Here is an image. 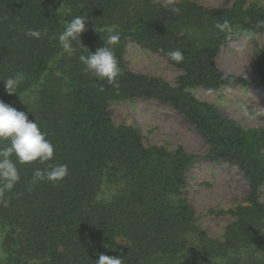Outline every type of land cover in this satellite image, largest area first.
Listing matches in <instances>:
<instances>
[{
	"label": "trees",
	"instance_id": "trees-1",
	"mask_svg": "<svg viewBox=\"0 0 264 264\" xmlns=\"http://www.w3.org/2000/svg\"><path fill=\"white\" fill-rule=\"evenodd\" d=\"M74 16L88 19L80 44L92 52L103 46L101 34L120 33L113 48L117 84L86 73L78 59L83 50L66 52L52 38ZM225 20L228 28L216 27ZM261 21L264 6L255 0H235L230 8L192 0H0V80L18 71L26 77L12 96L0 81V100L36 119L54 145L50 163L68 166L61 182L32 185L33 170L46 165H18L20 181L0 194V264H95L98 254L122 264H264V126L244 129L188 91L254 86L223 75L216 57L231 37L264 35ZM28 29L47 34L30 38ZM127 41L180 70L177 84L130 71ZM171 50L184 59L170 60ZM253 65L264 86V46L256 47ZM136 99L174 108L202 137L206 153L147 146L138 128L116 125L110 103ZM200 159L235 165L248 185L218 238L200 227L185 196L186 172Z\"/></svg>",
	"mask_w": 264,
	"mask_h": 264
},
{
	"label": "rangeland",
	"instance_id": "rangeland-1",
	"mask_svg": "<svg viewBox=\"0 0 264 264\" xmlns=\"http://www.w3.org/2000/svg\"><path fill=\"white\" fill-rule=\"evenodd\" d=\"M159 3L181 0H154ZM208 8H230L235 0H192ZM245 4L253 0H244ZM264 6V0H255ZM264 46V35L254 39L244 36L229 38L219 49L216 64L223 75H234L254 82L248 88L234 84L219 90L202 87L188 89L198 100L217 107L223 114L244 129L264 126V86L255 72L253 57L256 47ZM125 62L134 72L156 76L172 86L177 84L181 71L168 64L158 53L136 44L126 43ZM109 113L116 125H132L141 131L147 146L174 150L181 146L188 153L204 155L207 147L195 128L170 105L155 99H136L111 102ZM185 196L197 217V223L211 237L218 238L233 220L226 213L243 203L248 185L238 168L227 162L212 163L197 160L186 172ZM264 203V185L259 189Z\"/></svg>",
	"mask_w": 264,
	"mask_h": 264
},
{
	"label": "clouds",
	"instance_id": "clouds-1",
	"mask_svg": "<svg viewBox=\"0 0 264 264\" xmlns=\"http://www.w3.org/2000/svg\"><path fill=\"white\" fill-rule=\"evenodd\" d=\"M179 13V8L171 9ZM88 19L83 16H74L65 21L63 31L57 39L62 49L72 52L74 47H79L81 54L79 62L83 70L98 80L107 81L109 84H117V77L121 74L118 60L113 48L118 44L121 35L118 31L110 30L106 35L101 34L103 46L95 52L80 44V37L86 31ZM264 24V21L260 22ZM228 21L217 24L219 29L228 28ZM97 31V30H96ZM47 34V29H28L24 35L39 39ZM168 58L177 63L184 59V53L179 50H171L166 53ZM25 74L16 72L4 80L5 91L9 96L17 95L21 85L25 82ZM54 145L42 132L36 119L30 120L24 111H19L10 104L0 100V194L11 192L20 181L18 165H31L39 163L46 165L44 168H35L32 174V185L37 182H49L57 184L68 175V166L61 163H50L54 160ZM95 264H122V259L105 254H98Z\"/></svg>",
	"mask_w": 264,
	"mask_h": 264
}]
</instances>
